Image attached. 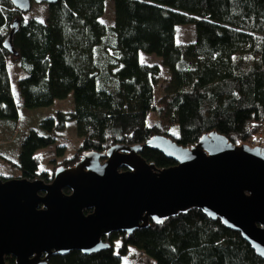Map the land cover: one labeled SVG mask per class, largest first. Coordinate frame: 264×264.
<instances>
[{
    "label": "trees",
    "instance_id": "trees-1",
    "mask_svg": "<svg viewBox=\"0 0 264 264\" xmlns=\"http://www.w3.org/2000/svg\"><path fill=\"white\" fill-rule=\"evenodd\" d=\"M113 1L108 26L102 21L106 0H57L46 4L44 22L29 16L31 9L0 0V128H15L19 118L13 67L24 107H48L70 94L74 99L71 111L41 122L42 132L29 129L21 137L11 162L21 178L51 181L59 166L40 171L39 152L52 146L66 168L85 153L141 146V157L164 169L176 162L146 145L154 136L191 148L211 132L236 145H249L257 134L264 119V0ZM186 25L195 27V40L179 43L177 29ZM141 53L158 56L166 74L142 63ZM70 123L82 143L67 157L60 143ZM104 241L111 247L54 255L48 264H123L130 246L156 264H264L239 232L200 209ZM6 262L16 259L6 256Z\"/></svg>",
    "mask_w": 264,
    "mask_h": 264
},
{
    "label": "water",
    "instance_id": "water-1",
    "mask_svg": "<svg viewBox=\"0 0 264 264\" xmlns=\"http://www.w3.org/2000/svg\"><path fill=\"white\" fill-rule=\"evenodd\" d=\"M56 1L12 0L23 12ZM146 145L176 165L160 169L141 157V146H120L83 154L50 182L0 176V264L6 256L48 264L54 255L98 253L111 247L105 236L191 209L239 232L264 259V151L217 132L191 148L159 135Z\"/></svg>",
    "mask_w": 264,
    "mask_h": 264
},
{
    "label": "rangeland",
    "instance_id": "rangeland-1",
    "mask_svg": "<svg viewBox=\"0 0 264 264\" xmlns=\"http://www.w3.org/2000/svg\"><path fill=\"white\" fill-rule=\"evenodd\" d=\"M29 16L35 17L44 22L47 18V5L45 3L33 2L31 10L28 12ZM102 21L108 25H113L114 22V1L106 0V12ZM177 41L180 43H188L195 40L196 30L193 25L180 26L177 29ZM141 62L147 65H158L160 70L166 74L167 69L163 66L162 60L156 55H149L146 53L140 54ZM12 89L16 101L19 105V118L15 121V128L12 126L2 125L0 128V175L5 177L20 178L21 171L11 162L17 160L20 149V139L29 129H40L41 122L53 116L56 111H71L74 108L73 94L66 100H56L54 104L48 107L29 109L23 106L22 96L17 86V78L19 76L18 69L12 68ZM161 95V90H156L155 100L157 101ZM12 125V124H11ZM174 132L178 128L173 129ZM61 143L65 145V156L70 157L77 154L81 146L82 139L78 137L75 124L70 123L66 131L61 134ZM250 145V143H249ZM57 147L52 146L43 149L39 152L41 159L40 171H49L50 173L57 166H60L63 159L57 154ZM58 167V168H59ZM66 168V167H65ZM68 168V167H67ZM54 175V174H53ZM89 212V211H87ZM86 212V213H87ZM120 246L117 242L116 248ZM123 264H156L155 261L147 256L144 252L135 246L129 247V252L123 259Z\"/></svg>",
    "mask_w": 264,
    "mask_h": 264
},
{
    "label": "built area",
    "instance_id": "built-area-1",
    "mask_svg": "<svg viewBox=\"0 0 264 264\" xmlns=\"http://www.w3.org/2000/svg\"><path fill=\"white\" fill-rule=\"evenodd\" d=\"M251 147H258L264 151V119L258 123V132L251 139Z\"/></svg>",
    "mask_w": 264,
    "mask_h": 264
}]
</instances>
